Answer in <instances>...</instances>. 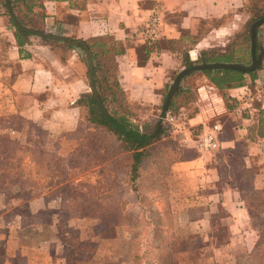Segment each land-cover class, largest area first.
I'll use <instances>...</instances> for the list:
<instances>
[{
    "label": "crops",
    "instance_id": "obj_1",
    "mask_svg": "<svg viewBox=\"0 0 264 264\" xmlns=\"http://www.w3.org/2000/svg\"><path fill=\"white\" fill-rule=\"evenodd\" d=\"M9 1L26 28L82 41L87 47L96 40L107 43L103 53L113 54L119 86L136 115L132 121L140 124L141 130L156 129V133L176 76L188 68L189 61L193 65L211 62L206 55L245 54L242 46L234 48L231 43L244 34L252 19V0ZM153 14L161 17L162 35L149 47L142 30ZM13 24L5 0H0V135L40 147L37 136L57 138L78 127L85 112L78 102L83 95L93 93L87 53L83 47L63 41L20 34ZM259 34L258 42L263 41L260 48H264ZM93 63L95 68L94 59ZM173 102L174 114L169 112L160 131L167 127L179 151L193 152L174 164L183 181L191 179L192 185L206 181L216 186L223 183L221 168L228 162L239 158L241 167L247 169L252 168L253 161L264 164V134L260 131L264 120V62L254 76H245L243 86L224 90L217 88L204 71L195 72L183 79ZM215 125L222 128L219 147L204 152L196 142ZM260 171L254 185L264 189V169ZM226 184L236 204L231 209V204L223 202V207L231 215L237 211L247 218L239 190ZM186 190L185 195H189L190 187ZM47 198L29 185L11 194L0 191V264H73L60 254L58 240L28 233L34 227L25 215L45 211L53 217L58 215L59 208ZM23 205L25 210H19ZM51 219L60 229V220ZM103 250L105 253L109 247Z\"/></svg>",
    "mask_w": 264,
    "mask_h": 264
},
{
    "label": "rangeland",
    "instance_id": "obj_2",
    "mask_svg": "<svg viewBox=\"0 0 264 264\" xmlns=\"http://www.w3.org/2000/svg\"><path fill=\"white\" fill-rule=\"evenodd\" d=\"M251 6L252 22L231 43L234 48L242 46L245 54L231 63L251 64L250 30L264 17V0H252ZM259 32L264 39V24L257 29L258 52L263 44L258 42ZM83 57L86 59L85 53ZM109 113L114 115L117 109L111 106ZM45 138L47 142L37 136L41 146L33 147L13 136L0 135V191L11 194L29 185L46 194L59 208L54 217L62 226L58 230L53 226L54 217L48 211L29 214L26 221L34 228L28 233L58 240L60 254L73 264H264V251L262 259L249 258L260 234L264 237V210L258 198L246 191L264 164L253 161L247 174L237 158L221 168L223 183L214 186L197 181L192 185L193 181H183L174 167L180 157L192 153L175 148L169 134L150 150L148 164L133 181L130 165L121 164V153L115 152L116 140L104 132L92 135L84 127L79 136ZM34 148L43 155L33 153ZM227 182L239 192L246 191L248 202L258 213L255 223L249 214L247 218L237 211L231 215L223 207V202L231 204V209L236 204L230 199ZM187 187L189 195H185ZM105 246L109 250L104 253Z\"/></svg>",
    "mask_w": 264,
    "mask_h": 264
},
{
    "label": "trees",
    "instance_id": "obj_3",
    "mask_svg": "<svg viewBox=\"0 0 264 264\" xmlns=\"http://www.w3.org/2000/svg\"><path fill=\"white\" fill-rule=\"evenodd\" d=\"M252 12H254V9H252ZM21 22L27 26V24L22 20ZM20 34L27 36L29 35V32L20 31ZM87 45L93 54V59L95 60L96 65L94 68V84L97 88V92L102 104L98 102L95 94L92 92L90 94L83 95L82 99L78 103L85 108V112L78 124V127L72 132L57 136V138L74 135L79 136L81 134V129L84 127L89 128L92 135L95 133L104 132L116 140L117 145L115 152L121 153V156H119V160L121 159L120 163L123 165H130L129 168L130 174H132L131 177L133 181H136L143 168L148 164L150 150H152L153 147L160 143L163 139H167L168 128L166 127L165 130L162 128V131L157 133L156 129L142 132L140 125L132 121L136 115L131 106L127 104L125 96L119 86L114 67L113 54L103 53L104 50H106L105 47H108L107 43L96 40L88 43ZM238 58L239 56H221L217 53L206 55V59L211 62L231 63L235 62ZM202 59L204 60V58ZM192 65L193 64L191 61L187 63L188 67ZM255 72L256 71L249 73L240 72L237 70H218L204 71V74L217 88L224 90L236 86H243L245 83V76H254ZM111 106L117 109V113L114 115L109 113ZM170 113L174 114V102L171 105ZM260 131L262 134H264V120L261 122ZM200 133L201 132H199L198 135H200ZM9 143H11L12 146L18 148V144H16V142L11 141ZM171 144L175 145V148H177L175 142H171ZM27 150L31 152V149ZM37 150L38 149L34 148L32 149V152H37L39 155H43L42 150ZM185 151L192 153L186 158H189L193 155V152L190 149H185L181 152L185 153ZM186 158L180 157L178 161ZM249 170L250 168L247 169L243 167V173L246 172L249 174ZM254 178L255 177H253L252 180L250 179L251 181L249 182V186H251V188L246 191L248 193L254 194L258 198L261 203L260 208L264 210V191L255 187ZM241 179L243 180V178ZM246 191L240 190V198L244 203L252 222L255 223L258 219V213H256L253 206L248 202L246 197L248 195L245 194ZM254 248L253 254L249 255L250 260L257 261L262 259L261 255L264 251V237L262 233L260 234L259 240Z\"/></svg>",
    "mask_w": 264,
    "mask_h": 264
},
{
    "label": "water",
    "instance_id": "obj_4",
    "mask_svg": "<svg viewBox=\"0 0 264 264\" xmlns=\"http://www.w3.org/2000/svg\"><path fill=\"white\" fill-rule=\"evenodd\" d=\"M6 6L8 8V11L10 13L11 18L13 19V22L16 26V28L19 31H24V32H29L33 34H37L39 36H44L46 38H50L52 40H59L66 42L70 46L79 48L83 47L87 53V58H88V63H89V68H90V80L92 84V90L93 93L95 94L96 99L99 101L100 104H102L98 94H97V89L94 84V63H93V56L89 48L86 46V44L82 41H69L64 38H59V37H52L49 35H45L41 32H37L35 30L29 29L24 27L17 19L14 11L11 8V4L9 0H5ZM264 24V17L257 20L255 23H253L251 27V48H250V54H251V64L250 65H245L241 63H226V62H202L200 64H194L188 68H185L182 70L175 78L172 86L169 88L168 93L166 95V99L164 101L161 113L159 115V125H158V130L160 131L161 124L164 120L167 119L168 114L170 112L171 105L173 103L174 97L179 93L181 90V84L182 81L185 77L195 73V72H203V71H218V70H237L240 72H254L255 70L259 69L261 65L264 62V48H261L260 51H257V29L259 26ZM142 131L145 132L146 129L142 127Z\"/></svg>",
    "mask_w": 264,
    "mask_h": 264
},
{
    "label": "built area",
    "instance_id": "obj_5",
    "mask_svg": "<svg viewBox=\"0 0 264 264\" xmlns=\"http://www.w3.org/2000/svg\"><path fill=\"white\" fill-rule=\"evenodd\" d=\"M162 35V21L161 17L157 14L150 16L144 28L142 30V38L149 47H153L160 39ZM222 132V128L219 125H215L212 129H209L202 133L196 144L197 147L208 152L215 150L219 147V133Z\"/></svg>",
    "mask_w": 264,
    "mask_h": 264
}]
</instances>
